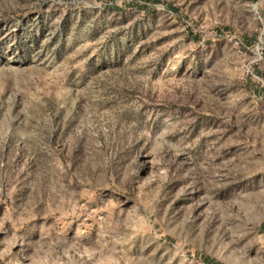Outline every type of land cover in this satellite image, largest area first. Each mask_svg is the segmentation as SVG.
Returning a JSON list of instances; mask_svg holds the SVG:
<instances>
[{"label":"rangeland","instance_id":"rangeland-1","mask_svg":"<svg viewBox=\"0 0 264 264\" xmlns=\"http://www.w3.org/2000/svg\"><path fill=\"white\" fill-rule=\"evenodd\" d=\"M131 2L0 0V264H264V0Z\"/></svg>","mask_w":264,"mask_h":264},{"label":"trees","instance_id":"trees-1","mask_svg":"<svg viewBox=\"0 0 264 264\" xmlns=\"http://www.w3.org/2000/svg\"><path fill=\"white\" fill-rule=\"evenodd\" d=\"M152 1H154V0H152ZM152 1H151V0L146 1L145 4L141 5V4H139L138 2H136L135 0H132V2L126 4V6H127V5H130V6H132V7H141V8H143V9H146V10H147V9H149V4H150ZM126 6H123L122 8H124V7H126ZM254 41H255V40H254ZM210 264H220V263L216 262V263H210Z\"/></svg>","mask_w":264,"mask_h":264}]
</instances>
